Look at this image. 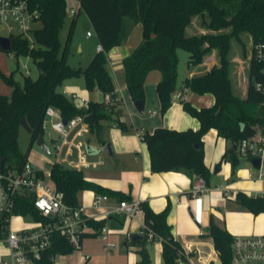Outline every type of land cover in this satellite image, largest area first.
I'll return each mask as SVG.
<instances>
[{"label":"trees","instance_id":"16d2710c","mask_svg":"<svg viewBox=\"0 0 264 264\" xmlns=\"http://www.w3.org/2000/svg\"><path fill=\"white\" fill-rule=\"evenodd\" d=\"M30 2L41 10V26L33 30L32 43L21 34H11L7 52L16 57H30L39 73L36 78L24 76L22 83L14 79L13 73H0L13 88L10 95L0 93V157L6 158L3 164L5 168H18L28 159L30 147L27 152H23L18 144L22 119L25 117L32 128L31 145L39 135H44L43 123L50 106L59 109L65 119L83 115L91 131L104 145L107 142L101 137L105 127L110 125L106 122L112 120L124 133L131 130L120 119L118 111L121 104L90 100L87 106H79L73 98L59 90L66 80L83 77L85 88L91 92H115L116 87L107 66V53L124 42L126 18L142 24V41L123 60L127 89L133 102L146 100L147 76L152 70H159L162 77L156 90L161 113L165 114L169 110L177 88L178 48L189 53L190 68L202 64L214 49L219 59V64L209 71L183 79L186 89L199 95L210 93L214 97V103L207 107H196L189 101H183L184 110L199 121V128L177 130L160 126L152 132L139 134L148 148L152 172H183L192 179L203 176L209 184L211 172L205 163L203 137L211 129H216L218 136L231 143L221 161L231 163L233 174L240 164V156L234 145L260 130L264 131V91L255 86L257 82H264V57L257 58L255 51L256 44L264 45V0H81V9L89 18L103 47L84 68L72 67L67 61L69 40L78 14L71 19L67 43L63 46L60 33L69 17L67 1ZM196 16L201 18L202 25L208 31L188 35L186 28ZM246 32L251 35L253 52L247 90L245 95H240L231 77V41L234 38L242 42L241 35ZM51 179L57 189L64 193V201L71 206H80L82 194L88 190L116 197L118 201L132 199L121 190L89 180L84 171L60 164L52 165ZM234 201L255 215L264 213V196L239 191ZM141 209L144 223L154 231L159 237L157 241L163 245V263L175 264L181 243L175 239L168 223L171 204L156 212L148 201H141ZM20 212L30 213L35 219L41 218L32 200L27 198L22 199ZM107 222L119 229H123L127 223L125 218L114 216L107 220H92L89 224L98 231ZM140 234V239H127L125 245L138 248L140 264H152L147 245L156 240L149 242L145 229ZM207 235L212 238L222 264H229L232 234L219 226L213 215H210ZM74 250V245L65 237L55 234L50 247L43 252L37 264H48L52 256L69 254Z\"/></svg>","mask_w":264,"mask_h":264},{"label":"built area","instance_id":"2783aa9c","mask_svg":"<svg viewBox=\"0 0 264 264\" xmlns=\"http://www.w3.org/2000/svg\"><path fill=\"white\" fill-rule=\"evenodd\" d=\"M76 1L77 8L71 7L68 10V14L72 17L76 16L81 9V0ZM40 18V8L34 6L30 0H0V30L4 29L9 34L5 36H10L13 34L14 28H17L18 34L25 36L32 43L33 30L37 28L36 24L40 22ZM87 36H93L92 30L87 31ZM263 48L262 43L255 45L256 57L259 59L264 57ZM97 49L98 51L103 50L100 43L97 45ZM11 56L15 55L11 53ZM27 75H30L29 70H27ZM255 86L258 90L264 91V82H257ZM64 93L66 92L64 91ZM69 94L68 96L73 100H78L79 106L88 105L89 100L77 92ZM181 99H183L182 93H177L173 103L179 102ZM103 102L121 104L123 98L116 92L105 93ZM64 119L59 109L52 106L47 108L43 128L45 129L46 120H49L52 122V129L60 135V140L54 141L57 157L53 161H48L50 167H35L32 161L27 159L18 168H5L3 165L0 171V243L6 247L0 255V264H37V261L42 258L43 252L50 247L55 234L65 237L74 245L75 249H79L85 234L90 229L97 232V235L104 241L103 248L109 254L115 248L110 237L121 230L111 227L107 222L96 231L89 222L107 220L114 216L123 217L128 222L138 213L143 212L140 199H129L111 204L107 195L95 191H88V195L91 197L90 208L96 210L95 214H90L87 211L88 207L83 202L80 206H71L64 201V193L57 189L51 179V167L54 164L63 165L67 161L69 168L84 171L83 167L89 162L82 159L80 148H78V159L60 160L59 157L63 146H67L69 152L75 146V138L83 131L91 130L89 123L81 114L66 119V124ZM74 131V137L70 138ZM223 139L227 141L225 138ZM236 151L240 157L247 159L250 163L254 159H259V167L251 164L257 170V178L264 179V131L260 130L250 137L243 138L237 143ZM44 160L47 159L44 157ZM99 163L103 164V161L101 160ZM252 175L253 173H251ZM233 192V188L228 184L213 188L203 176H195L192 179L190 197L199 198L211 193L226 197ZM256 195L264 196V194ZM23 198L32 200L40 219H35L30 213L20 212ZM144 229L148 231L149 242L158 240L159 237L146 226L143 220L139 233H143ZM126 236L130 239L131 233H127ZM198 236L203 238L205 234L200 231ZM198 244L209 245L210 250L206 254H198L196 243L181 244L177 249L175 264H222L212 238L211 243L199 242ZM60 255L63 254L52 256L48 264H64L58 259ZM82 264L92 263L86 256ZM229 264H264V234H232Z\"/></svg>","mask_w":264,"mask_h":264},{"label":"crops","instance_id":"0c3cea01","mask_svg":"<svg viewBox=\"0 0 264 264\" xmlns=\"http://www.w3.org/2000/svg\"><path fill=\"white\" fill-rule=\"evenodd\" d=\"M194 19L195 18H193L189 26L192 25ZM124 29V42L121 45L115 46L107 53V66L116 87L115 92L122 98L124 92H128L125 80V69L123 60L125 57L130 55L132 51L142 41V24L133 22L132 20L126 18L124 22ZM192 31L198 32L193 34L207 32V30L204 29L193 30V28ZM96 51L98 52L97 47ZM218 64L219 61L217 59L216 51H213L211 54L205 57L202 64L191 68L188 67L186 77L201 75L209 71L214 65ZM161 77L162 73L159 70H152L147 76V80L145 83V110L149 105V101L152 103V105L155 104V107L153 110H150V116L148 117V119L145 120L146 124L142 125L141 129H138V127H136V134L139 135V133H142L144 131L152 132L155 128L160 126H165L177 130H185L187 128H199V121L196 118L190 116L184 110L183 101H189L196 107H207L211 106L214 103L213 95L210 93L204 95L196 94L191 90L186 89L183 86L182 80L181 87H177L175 93L173 94V99L175 98L177 93H182L183 99H181L179 102L173 103L169 110L165 114H162L160 100L156 90L157 83L159 82ZM70 88L71 90H68L69 92L78 93L75 88ZM154 90L157 93L158 104H156L152 92ZM69 92L67 93L68 95H70ZM78 94H80L89 101H104V93L98 90L89 93L86 88H81L79 89ZM107 127L117 129L116 126H111V124ZM122 133L126 135V140L129 139L132 135L131 130L128 133H124L123 131ZM219 138L223 139L222 137L218 136L216 129H211L203 137V140H214V145H212V149H207V147H205L206 144L204 145L205 163L210 169V178L212 174H217L221 171L224 172V177L227 180V184L234 190L232 194H229L226 197L217 193H211L202 195L199 198H191L190 190L192 186V178L189 175L183 172L176 171L160 173L152 172L150 169V154L146 144L142 140V142L139 141L136 144L125 143V148L120 147V149L118 150L119 154L121 155L120 158L115 157L117 149L115 146L112 147L113 154L111 155L115 157L114 164L108 165L104 170L101 171H85V173L89 180H92L96 183H99L114 190H121L132 199L148 201L152 209L156 212L164 210L168 203H170L171 211L168 215V223L171 225L172 233L175 239L181 244L196 243L195 247L198 249V254H206L210 250L209 249L207 251L206 248H210V246L198 243H211V237L208 236L210 239L209 241L206 240V234L201 240H199L196 236H198V233L202 231L201 224H204L209 228L210 215H213L215 222L219 226L226 228L231 234H264V213L255 215L246 209H242L241 207H239L238 204H236V208H233L228 211L229 220L225 219L224 225L218 221V217L222 218V215L220 214V212L217 211V209H220L222 206H226V203H228L229 200L235 202L234 198L237 192L242 191L250 195L264 194V179H258L257 176H255V174L251 172V170H248L245 166H243L241 161L239 166L236 168L234 174L232 173L231 163L227 161H221L222 156L226 151V145L224 149H218L215 143L218 141ZM129 157L133 159L131 163V159H129ZM121 159L125 160L127 163L125 161H122ZM216 167L220 168L219 172L217 173L215 172ZM251 173H253L252 176ZM173 174H178L180 176L173 177ZM88 191L82 194V202L85 204L86 207H88L87 211L90 214H95L96 210L90 208L91 197L88 195ZM108 197L109 203L114 204L118 202V199L116 197ZM143 220V212L138 213L134 218L130 219L127 222V225L124 227L126 230V232L124 233V237L127 238V233H139V230L143 224ZM108 224L113 227L110 223ZM124 228L120 230L123 231ZM94 233L95 231L90 229L85 234L84 238L87 236H98ZM154 243L157 245V249L160 256L159 260L162 262L163 245L160 241H156ZM132 248H135V246L128 247L127 245H125L126 251L132 250ZM86 256L89 257L91 263L92 256L90 254H81L76 264H82ZM62 258L63 259H61V261H63L64 264H68L64 260L65 257Z\"/></svg>","mask_w":264,"mask_h":264},{"label":"rangeland","instance_id":"374dc122","mask_svg":"<svg viewBox=\"0 0 264 264\" xmlns=\"http://www.w3.org/2000/svg\"><path fill=\"white\" fill-rule=\"evenodd\" d=\"M67 1V9L69 10L71 7L77 8V1L76 0H66ZM194 22L191 26H189L186 29V33L188 35H192L193 33H198V29H204L207 30L201 23V18L196 16L194 17ZM72 16L69 15L67 22L65 23L64 27L61 30L60 33V39L62 45H66L67 39H68V33H69V27L71 23ZM37 27L41 26L40 23L36 24ZM92 30L93 36L88 37L87 31ZM229 30V29H228ZM13 34H18V29L14 28ZM9 35L8 32L4 29L0 30V36ZM242 42L238 41L236 39H232L231 44V52H230V60H231V77L233 80V84L235 87V90L240 95H245L247 86L249 83V64L250 59L252 55V39L251 35L246 32L241 35ZM99 39L93 30L91 23L89 21V18L87 17L84 10H80V12L77 15V19L74 24L73 32L71 35V38L69 40V47L70 51L68 54L67 61L68 63L75 68H84L86 67L93 56L97 53L96 47L99 44ZM213 51H216L217 59L218 54L217 50L214 49ZM212 51V52H213ZM211 52V53H212ZM210 53V54H211ZM178 54V76H177V87L180 88L182 84V80L186 77L187 71H188V58L189 53L183 49L178 48L177 50ZM219 61V59H218ZM27 70L30 71V76L33 78H36L38 76V68L33 62V60L28 56H11L10 52H7L3 49H0V73H3L5 75H9L11 73L14 74V79L21 82L23 81L24 76H27ZM70 85V86H69ZM69 86V88H68ZM70 87L75 88L76 91L79 93V89L85 88L84 78L83 77H76L72 79L66 80L60 87L59 90L63 91L65 90V94H67L71 90ZM77 88V89H76ZM12 85L8 84L4 78L0 75V93L5 95H10L12 92ZM89 91V90H88ZM156 104H158V98L156 91H152ZM70 93V92H69ZM89 93H92L89 91ZM68 95V94H67ZM152 99V98H150ZM78 104V100L75 101ZM155 105V104H154ZM154 105L149 101V105L147 106L145 112L143 114L139 113L134 105V102L130 98V95L128 92H124L123 94V103H121L119 109L123 110V114H120V118L123 119L126 124L130 127L132 135L129 139L126 140V135L122 133V130L117 128H108L105 127V130L102 134V139L106 141L107 143H110L112 147H116L117 152L115 157L120 158L121 155L119 154L120 147H124V144H136L137 142L141 141V137H139L138 134H136L135 130L136 127L138 129H141L142 125L146 124V119L150 116V110L154 109ZM116 117V115H114ZM112 125H114V122L112 120L106 122ZM149 123V122H148ZM52 122L49 120H46L45 122V129H44V137L46 141L50 145L51 154L47 155L45 152H43L40 147L35 143L31 142V133L28 132L26 129L22 128L19 130L18 135V144L20 149L23 152H28V159H30L35 167L41 168V167H50V163H48L49 160L56 159V145L54 143L55 140H60V135L52 129ZM115 126V125H114ZM137 131V130H136ZM75 135V131L71 134L70 138H73ZM215 139V138H214ZM142 142V141H141ZM226 142V144H225ZM205 147L212 149V145H214V140H204ZM218 149H224L226 145L227 147L230 146V141H225L224 139L219 138L218 141L215 143ZM87 146L97 147V148H103L104 144L103 141H101L94 132L91 130L83 131L81 134H79L75 138V146L68 152V147L63 146L59 159H65L68 158L69 160L72 159H78V148L81 149V157L85 162H89L88 165L83 167L84 172H96L104 170L108 165L115 163V157L111 154H108L105 151H102L98 155H90L87 151ZM125 148V147H124ZM225 149V150H226ZM68 153V156H67ZM44 157L47 160H44ZM240 161L242 162L243 166H245L248 170H251L257 176V170L253 165L246 160L243 157H239ZM131 159V157H129ZM103 161V164L99 163L100 161ZM122 160V159H121ZM133 159H131L130 163ZM125 161V160H122ZM126 162V161H125ZM127 163V162H126ZM64 167L69 168L68 162L65 161L63 163ZM227 184V180L224 177V172L221 171L217 174H212L210 178V186L216 187L219 185H225ZM236 202H233L231 200L226 203V206H222L220 209H217L218 212L222 215V218L218 217V221L221 224H225V219L229 220L228 211L236 208L237 205ZM217 219V218H216ZM127 225V223H126ZM125 225V226H126ZM202 231L207 235L208 227L204 224H201ZM126 232L125 228L123 231H120L119 233L113 234L110 237V240L114 242L115 248L114 250L107 254L104 250V241L99 236H87L82 240L81 248L75 249L69 254H63L58 256V259H63L62 257H65V261L68 264H76L78 262L79 257L81 254H90L92 256L91 263H100V264H140L141 257L138 252V248H132V250L126 251L124 242L128 239L124 237V233ZM194 235V234H193ZM198 237L199 240L202 238ZM206 240H209V237L207 235ZM6 247L0 243V255L5 251ZM147 249L150 255V259L152 264H164L163 261L161 262L159 252L157 249V245L155 243H149L147 245ZM210 248H206L208 251Z\"/></svg>","mask_w":264,"mask_h":264},{"label":"water","instance_id":"95a60500","mask_svg":"<svg viewBox=\"0 0 264 264\" xmlns=\"http://www.w3.org/2000/svg\"><path fill=\"white\" fill-rule=\"evenodd\" d=\"M10 44H11V38L10 36H0V48L8 51L10 49ZM134 105L137 109V111L141 114H143L145 112V100H139V101H135ZM119 114L123 113L122 109H119L118 111ZM47 119L49 118L48 116L46 117ZM64 123H67V120L64 119L63 120ZM21 127L26 129L28 132H32V128L30 127L29 123L27 122V119L24 117L21 121ZM36 144L40 147V149L45 152L47 155H52L51 154V150H50V146L49 143L46 141L45 137L43 134L39 135V137L36 140ZM235 148L237 146V144L234 145ZM87 151L90 155H98L100 154L102 151L107 152L108 154H113V148L112 145L110 143H106L103 148H97V147H92V146H87ZM6 161V158L4 157H0V171L3 168V164ZM251 163L255 166V167H259L260 165V160L259 159H254L251 161ZM220 168L216 167L215 168V172H219ZM141 238V234L138 232H133L130 236V240L131 241H136L138 239Z\"/></svg>","mask_w":264,"mask_h":264},{"label":"bare ground","instance_id":"6f19581e","mask_svg":"<svg viewBox=\"0 0 264 264\" xmlns=\"http://www.w3.org/2000/svg\"><path fill=\"white\" fill-rule=\"evenodd\" d=\"M178 176H180V175H178V174H173V177H178Z\"/></svg>","mask_w":264,"mask_h":264}]
</instances>
